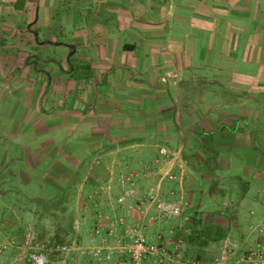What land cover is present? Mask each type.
<instances>
[{
    "label": "crops",
    "instance_id": "1",
    "mask_svg": "<svg viewBox=\"0 0 264 264\" xmlns=\"http://www.w3.org/2000/svg\"><path fill=\"white\" fill-rule=\"evenodd\" d=\"M263 46L264 0H0V135L12 138L0 148L16 150L11 180L43 186L47 166L66 183L88 154L120 146L140 150L125 166H145L146 151L162 164L160 151H187L179 136L199 123L229 142L243 123L255 130ZM167 135L177 141L148 142ZM211 159L165 162L224 178L204 197L232 205L245 231L264 216V170L238 176L239 191L217 173L230 165Z\"/></svg>",
    "mask_w": 264,
    "mask_h": 264
},
{
    "label": "rangeland",
    "instance_id": "2",
    "mask_svg": "<svg viewBox=\"0 0 264 264\" xmlns=\"http://www.w3.org/2000/svg\"><path fill=\"white\" fill-rule=\"evenodd\" d=\"M260 52L258 77L252 82L258 90L264 88V46ZM233 74L238 77L237 73ZM258 105L255 130L240 122L244 127L231 135V142L225 140L220 129L209 130L199 123L188 136L186 132L179 136L180 140H187V151H160L164 158L162 164H151L156 152L146 151L141 152L149 160L145 166H125L120 162H138L137 147L106 148L98 154H88L66 183L60 182L47 166L44 169L49 173L47 179L40 175L43 186L36 176L26 184L11 180L6 157H14L16 150L0 148V179L9 181L0 182V191L9 189L5 193L8 196L0 197V264H31L29 254L38 252L45 254L42 264H85L86 257L80 250L97 243L106 231L115 237L121 236L124 233L121 220L131 227L136 223L143 226L140 233L149 242L163 243L172 252L173 259L179 261L173 264H264V216L242 230L232 205L228 209L218 199L204 197L211 190L217 195L225 179L216 176L209 181L201 175L203 167L196 169L189 165L193 158L212 160L211 157L218 156L223 165H230L218 169V175L227 176V182L232 181L237 189L244 184L238 176L249 182L255 179L264 170V100L258 99ZM173 125L171 130L176 131ZM11 139L9 135L7 138L0 135V146H12ZM175 139L176 136L170 135L159 139L153 136L148 142L174 144ZM117 143L132 141L122 139ZM52 147V143L46 144L44 151ZM175 158L192 162L183 166L166 164L167 159ZM131 173L134 181L126 182L122 188L120 175L131 176ZM24 187L28 192H23V196L11 192ZM129 189L132 195L124 203H118V197ZM157 202L174 206V210L160 212ZM61 207L65 209L59 210ZM206 229L208 236L204 233ZM191 235L198 236L196 244L189 243ZM203 241L206 243L201 245ZM63 245L67 246L65 252H62Z\"/></svg>",
    "mask_w": 264,
    "mask_h": 264
},
{
    "label": "built area",
    "instance_id": "3",
    "mask_svg": "<svg viewBox=\"0 0 264 264\" xmlns=\"http://www.w3.org/2000/svg\"><path fill=\"white\" fill-rule=\"evenodd\" d=\"M120 185L134 181L133 174L131 176L120 175ZM133 191L125 190L119 197L118 203H124L125 198L132 195ZM156 207L160 212H169L174 210V206L164 205L157 202ZM124 233L115 237L111 231L102 233L97 243L82 248L80 251L86 257L85 264H173L178 260L173 259L172 252L166 248L163 243L156 244L149 242L145 236L140 233L143 226L136 223L128 226L121 220ZM98 233L99 229H95ZM62 252L67 249L66 245L61 246ZM31 264H42L45 254L42 252L30 253L28 257ZM189 262L187 260L185 263ZM194 262V261H193ZM195 263V262H194Z\"/></svg>",
    "mask_w": 264,
    "mask_h": 264
},
{
    "label": "trees",
    "instance_id": "4",
    "mask_svg": "<svg viewBox=\"0 0 264 264\" xmlns=\"http://www.w3.org/2000/svg\"><path fill=\"white\" fill-rule=\"evenodd\" d=\"M63 209H65L64 207H61L59 210H62L63 211ZM205 234L207 233V236L209 235V230L208 229H206L205 230V232H204ZM198 236L197 235H191L190 236V238H189V243L190 244H196L197 243V238ZM199 237H201V236H199ZM57 238V235L53 238V239H56ZM206 243V241H203V242H201V245H204Z\"/></svg>",
    "mask_w": 264,
    "mask_h": 264
}]
</instances>
